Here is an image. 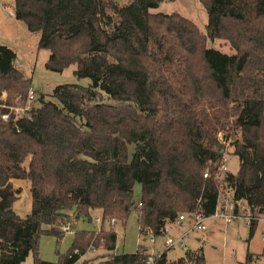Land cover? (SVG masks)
<instances>
[{
  "label": "trees",
  "instance_id": "trees-1",
  "mask_svg": "<svg viewBox=\"0 0 264 264\" xmlns=\"http://www.w3.org/2000/svg\"><path fill=\"white\" fill-rule=\"evenodd\" d=\"M167 1L14 0L15 19L50 52L46 68L75 66L91 83L56 87L54 101L17 115L9 108L27 107L32 78L0 45V264L30 253L53 264L39 257L40 237H61L95 210L110 227L74 232L57 264H80L91 250L100 253L81 264H206L202 251L174 262L143 245L119 255L111 220L124 225L135 210L142 236H165L181 214L212 217L226 189L251 216L264 210V0H198L204 32L179 13L152 12ZM218 40L231 52L208 46ZM227 142L236 174L222 171ZM15 181L30 183L25 218L13 209Z\"/></svg>",
  "mask_w": 264,
  "mask_h": 264
},
{
  "label": "rangeland",
  "instance_id": "rangeland-1",
  "mask_svg": "<svg viewBox=\"0 0 264 264\" xmlns=\"http://www.w3.org/2000/svg\"><path fill=\"white\" fill-rule=\"evenodd\" d=\"M116 1L120 6H126L129 3V0ZM13 7L14 0H0V45L14 50L17 64L27 76L32 78L31 86L36 92L32 105L34 107L38 106L41 103V98H44L45 101H54L53 91L56 87L69 84L88 86L91 83L90 80H79L75 76V66H71L61 73L52 72L46 68L50 52L45 49H39L40 34L27 31L25 25L17 21L14 13L9 11V8ZM152 12L164 14L179 13L195 22L202 32L205 31V26L208 22L207 11L198 0H170L161 3ZM208 46L225 53L231 52L230 46L221 40L208 43ZM22 110H27V107L24 106ZM226 147L228 152L226 155L228 158L227 164L230 171L236 174L239 166L238 159L232 154L229 142L226 143ZM14 184L22 189V193L14 203L13 209L18 216L25 218L32 211L30 183L27 181H15ZM141 197V185L136 183L133 192L134 201L138 204ZM90 216L92 221L79 219L75 222L72 233H65L61 237L42 235L38 247L41 260L57 264L61 256L66 254L72 247L75 240L74 232L98 231L103 229V227L106 228L107 222L104 225L96 223V219L101 218L100 211H92ZM111 226L117 234L115 252L119 255L135 254L139 245L145 246L149 253L154 256L166 251L164 235L154 237V242H151L150 236L145 237L140 234L138 214L135 210L131 213L126 224L122 225V223L116 221ZM205 226V231L193 230L185 235L184 244L187 246L185 250L178 244L174 249L167 251L168 260L174 262L184 257L187 251H202L206 264H264V219L258 221L252 236L250 235L249 224L244 220H236L234 224L228 225L223 218H209L205 222ZM189 227L188 223H184L177 230H169L168 235L173 237L180 236ZM99 253H94L92 250L89 251L80 261V264ZM249 256L251 257L250 261L248 260ZM33 262L34 254L30 253L22 264H33Z\"/></svg>",
  "mask_w": 264,
  "mask_h": 264
},
{
  "label": "built area",
  "instance_id": "built-area-1",
  "mask_svg": "<svg viewBox=\"0 0 264 264\" xmlns=\"http://www.w3.org/2000/svg\"><path fill=\"white\" fill-rule=\"evenodd\" d=\"M35 90L31 88L28 92L27 98V109L31 107L33 100L35 99ZM5 99V96L3 97ZM10 111L15 112V114L20 115L24 110L22 109H12L9 108ZM9 117L8 114H3L1 116L2 120H7ZM228 158L224 159V163L222 166V171L227 172L229 171V166L227 164ZM207 177V175H205ZM241 211V213H240ZM209 218H223L226 220L227 224H233L236 220H244L247 224H250L252 220H261L264 219V210L259 213L257 216H251L249 210L245 207L242 201L235 200L234 198V191L232 189H226L223 194H221L219 200V206L216 210V213ZM202 215L201 213L195 212L192 215L188 214H181L179 218L173 223L177 226L183 225L185 222L190 221L192 224V230L196 231H205L206 226L205 222L209 219ZM96 223L101 224L102 219L97 218ZM111 224H115L114 220H111ZM61 230L65 233H72L73 230L70 225L62 226ZM168 229H165V247L166 249H173L176 245L180 244L182 249H186V245L184 244V237H180L178 239L173 238L172 236L168 235ZM151 242H154V238L151 236ZM96 252V250H92ZM152 262V258L150 259Z\"/></svg>",
  "mask_w": 264,
  "mask_h": 264
},
{
  "label": "crops",
  "instance_id": "crops-1",
  "mask_svg": "<svg viewBox=\"0 0 264 264\" xmlns=\"http://www.w3.org/2000/svg\"><path fill=\"white\" fill-rule=\"evenodd\" d=\"M9 11L10 12H13L14 13V8H9ZM185 223H188L189 225H190V227H189V229L185 232V233H183L182 235H180V236H177V237H173V238H175V239H178V238H180V237H185V235L186 234H189L191 231H193L192 230V224H191V222L190 221H187V222H185ZM234 224V223H233ZM228 225H232V224H228ZM183 225H180V226H177V225H175V224H169L166 228L168 229V231L169 230H177V229H179L180 227H182ZM168 234H169V232H168ZM186 248H187V246H186ZM174 249V248H173ZM171 249H169V251H170ZM188 252V251H187ZM168 254V253H167ZM167 257H168V255H167Z\"/></svg>",
  "mask_w": 264,
  "mask_h": 264
}]
</instances>
